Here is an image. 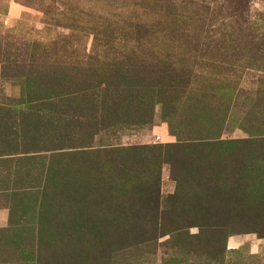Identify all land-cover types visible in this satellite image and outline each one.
Segmentation results:
<instances>
[{"label":"rangeland","instance_id":"rangeland-1","mask_svg":"<svg viewBox=\"0 0 264 264\" xmlns=\"http://www.w3.org/2000/svg\"><path fill=\"white\" fill-rule=\"evenodd\" d=\"M11 3L21 6L22 13L8 21ZM223 3L0 0V134L19 139L15 151L29 154L19 161L15 178L19 192L12 199L16 200L14 225L0 236V264H49L56 254L68 260L77 256L70 264H264V166L257 165L256 173L257 155L247 154L249 149L259 150L264 159V69H256L264 68V51L251 41L264 34V0L249 3L248 26L213 7ZM39 64L44 65V86L28 81L31 69ZM155 64L159 69L171 65L169 76L152 75ZM66 74L86 79L107 74L114 81L136 75L147 83L151 79L167 86L173 81L188 89L179 113L173 116L165 117L172 111L169 105L152 104L154 91L147 94V100L153 99L142 112L136 107L120 108L110 125L100 128L94 150L75 153L76 146L70 144L72 139L63 128L66 109L62 100L53 98L41 107L27 103V96L54 94L56 80ZM166 95L172 98L175 93ZM164 130L176 135L172 141L163 136ZM177 136L225 142L219 150L225 160L230 159L229 151L240 160L253 159L254 173L244 177L252 187L255 182L259 185L260 194L253 200L259 213L243 219L234 210L228 215L223 212L213 218L219 219L214 222L219 225L230 220L227 233H211L207 226L189 228L181 239L183 248L173 242L177 234L170 240L160 237L152 245L130 247L127 236H138L142 232L139 223L144 221L140 215L138 233L130 232L136 228L129 222L134 221L132 212L141 206L129 199L132 180L144 168L137 150L124 149L172 144ZM113 148L122 151L112 157L107 151ZM120 170L127 173V181L117 178ZM223 171L231 173L226 164ZM173 179L170 165L163 164L161 208L167 207L168 196L177 189ZM222 208L228 210V206ZM75 223L77 231L72 227ZM106 224L111 228H105ZM107 230L124 241L104 253L92 240ZM74 237L88 244L74 252L69 242ZM88 245L92 247L87 249Z\"/></svg>","mask_w":264,"mask_h":264},{"label":"trees","instance_id":"trees-1","mask_svg":"<svg viewBox=\"0 0 264 264\" xmlns=\"http://www.w3.org/2000/svg\"><path fill=\"white\" fill-rule=\"evenodd\" d=\"M251 1L223 0L224 3L222 5L213 7L218 11L228 12V16H235L238 24L247 25L250 23L246 22L245 15ZM211 6L212 4H210ZM253 25L256 27L255 23ZM258 36L260 37H254L251 41L257 42L258 48L264 51V34L260 33ZM42 64H39L36 70L32 71L31 69V78L28 80L30 83L31 81L37 83V86L46 84L42 72L44 65ZM170 66L167 65L165 69H159L156 68L155 64L153 66L155 72H151V74L158 73L159 77L169 76L168 73L171 72L169 71ZM59 69L62 71L63 68L60 67ZM256 69L262 70L264 68L258 67ZM152 75H149V77L152 78ZM62 77V79L56 80L57 83L53 88L57 89H53L55 90L54 94L48 96L40 94L38 96H27V103L34 107H41L47 100L53 98L62 100V104L66 109L64 114L66 115L64 120L65 127L63 128L66 130L67 137L69 135L70 139H72L70 144L76 146L73 149L75 153L94 150L92 146L94 138L101 129L110 125L113 115L120 108L130 106L133 109L136 107L137 112H140L147 105L149 99H153L150 97L147 100V94L150 95L154 91L155 101L152 104L155 106L161 105L162 107L166 104L169 105L172 111L170 115H165V117L173 116V113H179L182 97L186 95L184 94L185 89H188V85L184 84L183 88L182 84L176 86L173 81L166 86V83L161 82L160 78H156L160 81L158 83L151 79L147 83L136 75L131 76L132 78H127V80L120 78L116 81L107 74H100L99 78L92 77L91 79H86L83 76L78 78L77 74H66L62 75ZM126 91V95L120 94ZM165 92L175 93L176 97L172 96V98H169ZM59 119L62 118L60 117ZM170 129L173 130L169 124ZM172 135L176 136L175 134ZM212 141L206 139L190 141L177 136V141L172 144L126 147L124 149L126 151L127 149L128 151L137 150V153H140L144 168L137 176H134L132 180L134 188L132 196L129 197L130 200H136L141 205L138 210L136 209L132 212L131 217L134 221L129 222L136 228L133 231L130 230V232L139 231L137 226L140 222L139 220H141L140 215H142L144 220L139 223V225H142V232L140 231L138 236H127V245L130 243L128 246L134 248L139 247L143 243L152 245L160 237L169 236L170 240L172 236L177 234L178 238L173 242L176 243L178 248H183L181 239L183 234H187L184 231L189 228H205L207 226L208 228L210 227L211 233H218L222 236L227 233L228 228L231 227L230 220L227 219L228 221L226 220L219 225L220 222L214 223L219 219L213 218L220 216L223 212L228 215L230 211L234 210L236 217L243 219L246 217L253 218L259 213L255 203L253 204V200L256 201L257 194H260V189L256 188V185H259L255 182L254 187H252L244 177V174L254 173V169H252L254 167L253 159L240 160L236 158V152L234 151H229L230 159H227L228 161L222 159V153L219 150H221L220 147L225 142ZM232 144L230 143L229 150H232ZM113 149L115 150L107 151L112 154V157L122 151L116 148ZM261 153L264 155V151H261ZM247 154L251 155V157L254 155L256 157L257 155V159H255L257 173L258 169L264 166V159L259 156V150L249 149ZM213 155L218 156L214 157ZM114 160L116 162L115 167L119 168L120 164L119 166L117 164L120 162V158L116 157ZM163 164L170 165L171 175L174 177V182L177 183L176 191L168 196L165 209L161 208L160 205L161 166ZM225 164L231 170V173L227 175L223 171ZM257 165H260V167H257ZM242 171L243 173H241ZM118 172L117 178L119 176L121 180L125 179L127 181V173L123 172V170ZM232 176H237V179L232 180ZM109 177L115 178V173H110ZM222 206H228V210L225 211L226 207L222 208ZM122 211L125 213L123 209ZM120 213L122 215V212ZM74 225L72 227L77 231V223ZM105 228L111 227L106 224ZM108 231L98 237H94L96 239L93 238L94 240H92L93 242L96 241V248L102 249L104 253L114 251L115 245L119 241H124L123 236L113 237ZM192 238L197 237L194 235ZM86 241L88 240L78 237L69 238L74 252L82 244L87 245L88 242ZM90 247L92 246L88 245L86 248L89 249ZM72 256L75 255L73 254ZM79 258L81 259L82 257ZM73 259L78 260V257L75 256L71 260ZM71 260L62 259V255L56 254L54 261H49V264H70ZM37 262L41 264L40 261ZM98 262L102 261L99 260Z\"/></svg>","mask_w":264,"mask_h":264},{"label":"crops","instance_id":"crops-1","mask_svg":"<svg viewBox=\"0 0 264 264\" xmlns=\"http://www.w3.org/2000/svg\"><path fill=\"white\" fill-rule=\"evenodd\" d=\"M21 13V6L16 3H11L9 5L8 21H13L18 18ZM163 136L167 141H172L171 139H173V136H170L166 130L163 131ZM15 139L17 138L7 137L5 134H0V236L13 228V213L15 214L16 208L14 201L16 200L12 199L14 193L17 191L19 192V189H16L18 184L15 178L20 171L19 161L21 160V157L29 155L19 154V152L15 151L17 150L18 145H20L17 143L19 142V139ZM17 207H19V205ZM5 235L2 237L3 240H5ZM232 241L233 240H230V243H235Z\"/></svg>","mask_w":264,"mask_h":264}]
</instances>
